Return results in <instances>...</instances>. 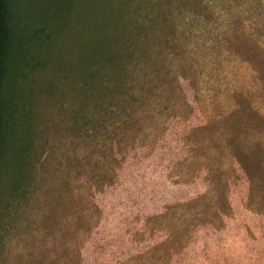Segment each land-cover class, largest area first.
Instances as JSON below:
<instances>
[{"label": "rangeland", "instance_id": "1", "mask_svg": "<svg viewBox=\"0 0 264 264\" xmlns=\"http://www.w3.org/2000/svg\"><path fill=\"white\" fill-rule=\"evenodd\" d=\"M11 5L0 264H264V0Z\"/></svg>", "mask_w": 264, "mask_h": 264}, {"label": "trees", "instance_id": "2", "mask_svg": "<svg viewBox=\"0 0 264 264\" xmlns=\"http://www.w3.org/2000/svg\"><path fill=\"white\" fill-rule=\"evenodd\" d=\"M12 19L11 0H0V167L5 166L8 152L11 158L14 153L13 158H17L20 150L11 149L14 145L11 135L13 129L21 124L19 121L24 119V115L19 112V102L22 99L18 80L22 76V66L26 65V58L23 55L24 43L15 38ZM102 66L107 67L105 64ZM100 70L98 68L91 72L90 79L97 77Z\"/></svg>", "mask_w": 264, "mask_h": 264}]
</instances>
